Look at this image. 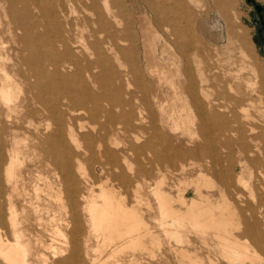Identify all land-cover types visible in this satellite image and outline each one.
Returning a JSON list of instances; mask_svg holds the SVG:
<instances>
[{
    "label": "bare ground",
    "instance_id": "6f19581e",
    "mask_svg": "<svg viewBox=\"0 0 264 264\" xmlns=\"http://www.w3.org/2000/svg\"><path fill=\"white\" fill-rule=\"evenodd\" d=\"M5 1L8 6L3 7V13L10 38L0 40V107L7 113V119L1 122L0 130L11 132L12 148L6 152V162L0 150L5 183L3 195L0 183V261L3 264H264V201L257 195L253 183L256 174L250 166L259 163V155L264 156L261 148L256 146L259 155L240 161L242 168L235 177L236 188L247 191L248 201L241 199L240 192L235 197L224 189L214 198L209 192L217 185L202 169L195 178L180 179L175 196L164 188L165 176L144 191L148 186L143 184L146 183L143 174L137 175L143 182H136L130 194L120 193L109 185L118 180V175L107 171L106 160L98 165L105 178L88 173L85 158L78 150L82 149V140L90 147L94 137L82 133L83 121L77 120V128L71 121L87 115L108 122L123 102L118 89L143 86L136 23L126 17L123 20L128 14L127 3L125 6L123 0ZM190 1L196 7L201 2ZM152 8L165 22L169 20L154 3ZM2 21L0 13V27ZM207 27L213 29L211 25ZM193 38L184 39L173 32L163 36L157 30L150 36L144 35V56L150 73L167 85L173 101L183 102L179 109L171 110L180 114L176 129L193 128L192 116L184 103L185 92L175 82L183 72L187 75L189 94L196 103L201 95L210 111L219 110L216 117L220 120L223 115L220 113L229 109V105L214 101V94L206 85L207 69L194 51ZM239 53L248 59L243 47ZM158 56L168 68L164 63H155ZM252 66L251 71L256 73ZM194 72L200 91L195 90ZM254 80L247 79L249 87L256 84ZM232 89L231 86L229 90ZM28 100L34 104L32 115L54 121V127L47 123L41 129L32 116L36 123L31 124V138H27L29 134L21 136L19 124L11 119L12 114L21 118ZM240 111L248 117V108L241 107ZM140 115L144 118L141 111ZM251 131H255L254 127ZM65 137L75 148H67ZM110 141L115 146L120 142L113 136ZM46 143L49 148H43ZM97 146L100 160L107 158L108 148L103 150L101 141ZM182 169L185 170V165ZM49 171L52 175L47 174ZM261 176L264 182L263 172ZM188 187L194 190V197L186 195ZM261 188L264 192V185ZM244 202L253 221L239 211L238 205ZM253 205L261 210L258 217ZM154 227L162 233L157 234ZM198 240L203 243V251Z\"/></svg>",
    "mask_w": 264,
    "mask_h": 264
},
{
    "label": "rangeland",
    "instance_id": "374dc122",
    "mask_svg": "<svg viewBox=\"0 0 264 264\" xmlns=\"http://www.w3.org/2000/svg\"><path fill=\"white\" fill-rule=\"evenodd\" d=\"M123 1L125 6L127 3L128 13L123 20L128 19L136 23L135 30L139 35L138 50L143 86L118 89L123 102H121V108L117 112H113L114 114L108 122L98 118H90L87 115H80L78 119L73 118L71 121L75 128L79 127V121L77 120L83 121L85 128L82 133H91L94 137L91 140L90 147L81 139L80 148L82 149L78 150L85 158L84 162L88 173L90 175L97 174L101 179L105 178L106 174L100 170L99 163L106 160L108 163L106 164L107 171L113 176L118 175V180H114L109 185L115 186L120 193L128 191L130 194L133 186L137 184L136 182H143L137 175L143 174L146 182L143 184L148 186H145L144 191L153 188L157 180L165 176L164 188L172 196H175L178 181L183 178H195L202 169L208 172L217 185L214 190L209 192L214 198H218L220 190L224 189L230 196L234 195L235 197L240 192L241 199L248 201L247 191L239 186L236 188L234 182L237 173L242 168L243 163L240 161H246L248 158L259 155L257 147L264 152V45L255 42V38L258 36V25L255 23L254 18H258V16L254 6L248 3L247 0H201L198 7L194 6L190 0ZM258 2L263 4L264 0ZM153 3L159 9V13L169 16V20L165 22L164 19L156 15L155 10L152 8ZM7 6V1L0 0V13L3 20L0 27V40L10 38L6 32L7 19L5 20L3 13L5 12L3 7L7 8ZM178 9L181 11L179 12ZM252 13H255V15ZM226 20L228 26L225 23ZM202 25H205L206 28ZM209 25L213 29L208 28ZM164 27L169 29L166 31ZM156 30L163 36L173 32L184 39L194 37V51L198 52L204 61L208 79L206 85L210 93L214 94H212L214 101L217 104L229 105L228 110L220 113L223 114L221 120L220 117H216L219 110L210 111L207 108L205 98L199 95L200 101L196 103L190 96L187 89V75L183 72L182 77L176 79L175 82L185 92L186 102L184 103L188 106L192 116L193 128L191 127L188 130L175 128V122L180 121V114L173 113L171 110L174 108L179 109L183 102L172 100L173 96L168 93L167 85H162L158 77L150 73V67L144 56V35L150 36ZM240 47L247 51L249 54L248 59L245 60L240 56ZM175 51L178 50L175 49ZM159 58L158 56L155 61L157 65L164 63ZM164 64L168 68V65ZM250 66L254 67L257 72L251 71ZM194 76L196 78L195 90L200 91L197 74L195 73ZM247 79L248 81L252 80V82L256 79L254 80L256 84H252L253 87L250 85L252 88L249 87L246 83ZM230 84L233 88L232 91L229 90ZM114 93L116 92L114 91ZM33 105L31 100L26 101L21 111V118H16V114H12L11 118L15 124H19L21 136L26 137L29 134L27 138H31V132H33V125L31 124L36 123V121H39L41 129L47 123L52 124L54 127L53 120L45 121L38 114L32 115ZM81 106L76 105L78 108ZM241 107L248 108L250 116L247 114L248 117L246 118L240 111ZM140 111L144 118L141 117ZM65 114L67 116L68 112ZM28 116L31 118H28ZM6 119L7 113L0 107V124L5 122ZM202 119L206 121V125L203 124ZM216 124H219V126H216ZM253 127L254 132L251 131ZM135 134L138 135L137 139H134L136 138ZM112 136L120 140L117 146L111 143ZM0 137V150L4 159L3 162H6V152L8 153L12 148L11 132L8 129L0 130ZM43 137H46V135H43ZM42 139L45 140V138ZM99 141L102 142L101 148L103 150H106V148L109 150L108 157H104L103 160H100L98 151ZM67 143V148H75L68 140ZM203 144L207 147L201 148ZM43 148H49V143H46ZM88 148L92 149L88 151ZM85 150L88 151L86 154L84 153ZM263 157V155H259V163H251L250 166L253 167L256 174L253 183L256 186L257 195L260 198L262 197L264 201V192L261 188L264 185L261 176V173H264ZM124 158H126L125 162ZM182 164L185 165V170L182 169ZM130 166L132 170L129 168ZM2 167H0L1 195L4 194L5 189V183L2 180ZM47 174L52 175V172L49 171ZM128 183L129 185H126ZM186 195L189 198L194 197V190L188 187ZM245 205V202L240 203L238 205L239 211L241 215L245 214V217L253 221L247 215ZM252 210L257 217L261 215V210L255 205L252 206ZM243 219L246 220L244 217ZM153 229L157 234L162 233L157 227ZM240 237L245 238L246 236L240 235ZM197 243L200 245V250L204 248L201 240H198ZM0 264L3 263L0 261Z\"/></svg>",
    "mask_w": 264,
    "mask_h": 264
},
{
    "label": "water",
    "instance_id": "95a60500",
    "mask_svg": "<svg viewBox=\"0 0 264 264\" xmlns=\"http://www.w3.org/2000/svg\"><path fill=\"white\" fill-rule=\"evenodd\" d=\"M248 3L254 6L255 12L258 18H254L256 24H259L258 36L255 38V42L264 45V3L261 4L257 0H247ZM255 15V13H252Z\"/></svg>",
    "mask_w": 264,
    "mask_h": 264
},
{
    "label": "flooded vegetation",
    "instance_id": "af4514ba",
    "mask_svg": "<svg viewBox=\"0 0 264 264\" xmlns=\"http://www.w3.org/2000/svg\"><path fill=\"white\" fill-rule=\"evenodd\" d=\"M258 25V28L260 27V25L259 24H257ZM258 28H257V33H258Z\"/></svg>",
    "mask_w": 264,
    "mask_h": 264
}]
</instances>
